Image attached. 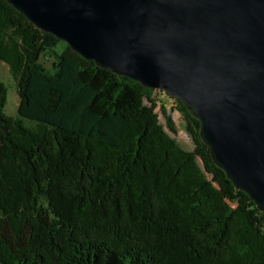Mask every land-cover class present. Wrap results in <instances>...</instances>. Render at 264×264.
<instances>
[{"label": "trees", "instance_id": "16d2710c", "mask_svg": "<svg viewBox=\"0 0 264 264\" xmlns=\"http://www.w3.org/2000/svg\"><path fill=\"white\" fill-rule=\"evenodd\" d=\"M0 62L19 97L5 116L0 82V264H264L263 215L182 103L192 151L161 105L167 131L158 121L157 90L86 61L5 0Z\"/></svg>", "mask_w": 264, "mask_h": 264}, {"label": "water", "instance_id": "95a60500", "mask_svg": "<svg viewBox=\"0 0 264 264\" xmlns=\"http://www.w3.org/2000/svg\"><path fill=\"white\" fill-rule=\"evenodd\" d=\"M86 61L160 90L264 217V0H5Z\"/></svg>", "mask_w": 264, "mask_h": 264}, {"label": "rangeland", "instance_id": "374dc122", "mask_svg": "<svg viewBox=\"0 0 264 264\" xmlns=\"http://www.w3.org/2000/svg\"><path fill=\"white\" fill-rule=\"evenodd\" d=\"M62 48L61 45L57 47L59 51ZM41 63L48 69L53 67L54 63V54L47 53L40 57ZM0 82L6 88V99L5 105L3 108V113L5 116L9 118H16L18 114V105H19V97L17 95V91L15 88V82L10 76L8 71V66L2 62H0ZM158 98V104L155 108V113L158 116V121L165 128L164 117L161 113V106H164L166 111L171 115L172 121L175 124V128L177 133H170V136L175 139V141L183 147L186 151L193 150V144L191 143L187 133L183 130V119L180 114L176 111L175 102L173 99H170L167 94L158 90L154 94ZM161 105V106H160ZM23 124L25 127L31 126V122L23 119ZM167 131V129L165 128Z\"/></svg>", "mask_w": 264, "mask_h": 264}]
</instances>
